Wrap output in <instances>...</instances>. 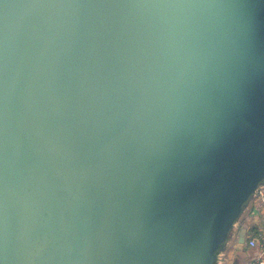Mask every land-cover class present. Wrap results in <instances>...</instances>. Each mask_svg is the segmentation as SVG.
<instances>
[{
  "label": "water",
  "instance_id": "water-1",
  "mask_svg": "<svg viewBox=\"0 0 264 264\" xmlns=\"http://www.w3.org/2000/svg\"><path fill=\"white\" fill-rule=\"evenodd\" d=\"M134 1L0 0V264H218L235 238L244 249L264 108L218 94L186 120L175 100L179 66L230 22L257 19L264 60V0H225L198 53L208 22L175 37L195 7L156 3L144 22Z\"/></svg>",
  "mask_w": 264,
  "mask_h": 264
},
{
  "label": "flooded vegetation",
  "instance_id": "flooded-vegetation-1",
  "mask_svg": "<svg viewBox=\"0 0 264 264\" xmlns=\"http://www.w3.org/2000/svg\"><path fill=\"white\" fill-rule=\"evenodd\" d=\"M224 1L213 2L217 3L218 8L214 5V9L218 16L212 12H205L201 16L202 21L209 23L208 32L215 29L216 24L220 22L221 12H225L228 7L232 10L233 4H225ZM231 2L236 3L237 9L251 8L246 0H229V3ZM258 23L251 14L243 30L230 22L228 34L232 35L231 38L223 37L222 40H214L212 45L207 44L201 52L204 56H198L195 62L189 63L188 69L179 66L182 86L177 91L175 103L177 108H183L182 113L186 120L195 118L194 111L198 107H211L204 104L203 99L211 101L212 95L218 94L223 99L225 97L222 95H225L243 104L231 108H264V60L259 58L262 32ZM217 35L220 36L219 31ZM235 38H238V41H234ZM171 74L175 78V74ZM214 108L229 107L219 104Z\"/></svg>",
  "mask_w": 264,
  "mask_h": 264
},
{
  "label": "rangeland",
  "instance_id": "rangeland-1",
  "mask_svg": "<svg viewBox=\"0 0 264 264\" xmlns=\"http://www.w3.org/2000/svg\"><path fill=\"white\" fill-rule=\"evenodd\" d=\"M173 0H150L149 3L146 5V7H143L142 4V0H135V6H136V10L141 12L142 16L144 17L143 21L144 22H150L152 21L153 17H154V9H156V3L162 7L163 12L162 13H166L167 15L169 14H173V13H180V12H184L185 10H190L192 8L195 7V11H196V15L199 16L198 20H194V13H191L190 15H186L183 16L187 19V24L183 27L182 30L179 31V33L175 36V37H179L181 35H185L188 32H195L198 29V26L203 25L201 23V16L203 14V9L206 8V2H208L207 0H187L186 3H182L179 0H176L175 3H173V5L170 8V3ZM170 4V5H169ZM206 13L208 12H212V10H206ZM175 16V15H174ZM156 30V29H154ZM165 31V37L164 39H162V42L159 44L162 45H167L169 43H172V40L175 39L174 36H172V34L169 33L168 29H163ZM208 30V28L206 29ZM216 33V27L215 29H213L211 31V35L208 36H201L203 34V32H197V34L195 36H198L196 41H191V43L193 42V46H192V51L194 50V53H198L200 52V50L202 49L201 47L209 42L214 40V34ZM247 210L244 211V215L242 216V218H248L250 219V215L246 213ZM243 219V220H244Z\"/></svg>",
  "mask_w": 264,
  "mask_h": 264
},
{
  "label": "crops",
  "instance_id": "crops-1",
  "mask_svg": "<svg viewBox=\"0 0 264 264\" xmlns=\"http://www.w3.org/2000/svg\"><path fill=\"white\" fill-rule=\"evenodd\" d=\"M258 192H260L259 196H256L255 200L246 211V213L250 215V219L241 217L238 226V229H241L243 226L246 227L244 249L240 252L236 251L237 245L235 238L229 244L227 250L219 254L220 261L218 264H250L252 260L259 255V250L257 248H249L246 245L248 239L254 235L253 232L257 233L260 229L264 228V187L260 188ZM243 215L244 213L242 216Z\"/></svg>",
  "mask_w": 264,
  "mask_h": 264
},
{
  "label": "built area",
  "instance_id": "built-area-1",
  "mask_svg": "<svg viewBox=\"0 0 264 264\" xmlns=\"http://www.w3.org/2000/svg\"><path fill=\"white\" fill-rule=\"evenodd\" d=\"M249 248H257L259 255L250 264H264V228L252 235L246 244Z\"/></svg>",
  "mask_w": 264,
  "mask_h": 264
},
{
  "label": "trees",
  "instance_id": "trees-1",
  "mask_svg": "<svg viewBox=\"0 0 264 264\" xmlns=\"http://www.w3.org/2000/svg\"><path fill=\"white\" fill-rule=\"evenodd\" d=\"M254 234H256V232H253Z\"/></svg>",
  "mask_w": 264,
  "mask_h": 264
}]
</instances>
